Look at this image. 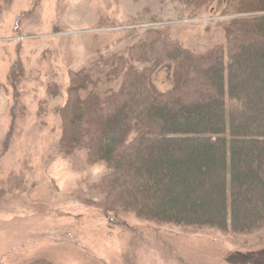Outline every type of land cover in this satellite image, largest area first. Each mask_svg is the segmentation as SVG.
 Segmentation results:
<instances>
[{
  "label": "trees",
  "instance_id": "trees-1",
  "mask_svg": "<svg viewBox=\"0 0 264 264\" xmlns=\"http://www.w3.org/2000/svg\"><path fill=\"white\" fill-rule=\"evenodd\" d=\"M176 1L199 11L216 0ZM224 13L233 15L226 41L207 51L186 47L167 25L134 28L132 43L70 73L56 108L60 149L106 163L100 206L264 237V0H227ZM164 68L167 89L158 83ZM239 261L264 264V248Z\"/></svg>",
  "mask_w": 264,
  "mask_h": 264
},
{
  "label": "rangeland",
  "instance_id": "rangeland-1",
  "mask_svg": "<svg viewBox=\"0 0 264 264\" xmlns=\"http://www.w3.org/2000/svg\"><path fill=\"white\" fill-rule=\"evenodd\" d=\"M227 0L196 11L176 0H0V264H239L264 237L178 226L109 211L95 188L108 172L60 149L70 73L167 25L191 49L226 41ZM23 77L12 82L16 64ZM167 69L158 83L167 89ZM58 84V95L49 85ZM253 256L250 258L252 259Z\"/></svg>",
  "mask_w": 264,
  "mask_h": 264
}]
</instances>
